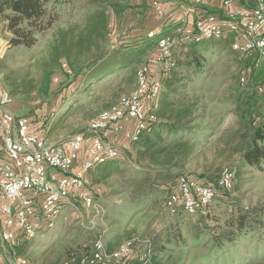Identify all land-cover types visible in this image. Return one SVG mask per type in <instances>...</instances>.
Segmentation results:
<instances>
[{
	"label": "rangeland",
	"instance_id": "rangeland-1",
	"mask_svg": "<svg viewBox=\"0 0 264 264\" xmlns=\"http://www.w3.org/2000/svg\"><path fill=\"white\" fill-rule=\"evenodd\" d=\"M88 2L72 0L60 10L59 20L38 35L35 46H10L0 59V87L12 92L15 112L28 118L52 141L81 132L87 135L90 122L102 110L136 88V70L148 54L147 51L141 62L127 69L116 67L113 74L86 85L89 69L85 41L74 47L71 67L64 59V68L55 69L46 79L44 61L56 33L73 24L83 28ZM249 3L257 5L253 0ZM5 25L6 19L0 15V37L8 39L11 32ZM113 29L112 23L111 36ZM118 41L114 37L110 48L124 52L137 49ZM194 51L203 55L204 71L193 67L177 69L182 73L181 93H169L170 97H186V103H196V113L182 124L187 127L184 138L196 144L193 156L183 166L160 163L149 155L140 157L137 151L142 147L120 137V155L108 162L114 163L113 174L101 179L100 167L87 173L85 189L102 209L97 212L80 206L76 214L73 207L65 206L53 229L40 232L34 239L20 236L14 249L6 248L8 257L15 253L43 264H63L88 253L91 237L102 233L109 250L134 241L130 264L146 256L147 243L154 249L158 264H264V227H256L223 245H217L212 234L227 228V222L243 209L264 205V164L250 165L233 151L244 128L240 113L246 99L253 97L256 105L264 107V81L250 77L245 85L241 84L242 71H247L252 62L247 63L246 57L235 52L231 41H184L175 47L173 57L184 59ZM163 136L170 140L174 133L164 131ZM225 167L235 171L230 189L220 188L218 197L203 211L170 215L165 200L170 189L175 188L176 177L188 174L215 183Z\"/></svg>",
	"mask_w": 264,
	"mask_h": 264
},
{
	"label": "built area",
	"instance_id": "built-area-1",
	"mask_svg": "<svg viewBox=\"0 0 264 264\" xmlns=\"http://www.w3.org/2000/svg\"><path fill=\"white\" fill-rule=\"evenodd\" d=\"M155 36L154 31L148 32L149 38ZM227 36L232 37L231 47L240 56H264V0H257V5L250 9L230 11L225 18L209 14L196 21L195 30L188 38L192 42H201ZM174 43L170 35L157 40V60L164 67L175 65ZM9 47V40L0 37V59ZM136 77V88L102 110L90 122L87 135L81 132L59 141L41 135L28 118L16 114L11 109L12 92L0 87V199L3 201L0 264H43L15 253L8 257L6 248L14 249L20 236L34 239L40 232L53 229L67 205L73 207L76 214L81 210L80 206L97 212L102 209L85 189L87 173L97 165L119 157L120 137L134 143L158 120L161 78L154 77L147 64L137 68ZM240 81L242 85L247 83L245 71H242ZM83 150L85 157L76 170ZM234 181L235 171L231 167L223 169L215 184L182 175L166 197L165 208L173 216L179 210L190 214L203 211L216 198V186L230 189ZM133 246L134 241H127L109 250L100 233L89 253L63 264H130ZM146 248V256L138 264H153L151 244L147 243Z\"/></svg>",
	"mask_w": 264,
	"mask_h": 264
},
{
	"label": "trees",
	"instance_id": "trees-1",
	"mask_svg": "<svg viewBox=\"0 0 264 264\" xmlns=\"http://www.w3.org/2000/svg\"><path fill=\"white\" fill-rule=\"evenodd\" d=\"M71 2L72 0H0V15L6 19V29L11 32V36L8 38L10 46H35L39 41L38 35L51 28L59 20L60 10ZM88 3L83 28L78 24H73L67 28H60L56 33L50 45L48 59L44 61L46 79L51 77L55 69L64 68L62 63L64 59L71 67L74 47H80L85 41L86 69H89L86 73V85L113 74L116 67L127 69L134 63L141 62L148 49L157 45V40L161 36L144 40L141 45L135 47L137 49L134 51L124 52L122 49H111L110 46L112 47L111 43H113V38L110 35L112 15L125 10L128 7V2L127 0H89ZM49 4L52 6L50 7ZM223 39L228 43L232 37L227 36ZM77 54L79 55L81 52L78 51ZM246 58L247 63L252 62V64H248L249 69L245 71L247 80L251 77L257 82L258 79L264 81V56H248ZM203 59L201 53L194 51L193 55L189 54L184 59L175 58L173 67H165V74L161 78L163 87L160 107L157 110L158 120L150 130L144 131L140 139L134 142L142 147L137 151L140 157L149 155L151 160L154 159L160 163L183 166L195 153L196 144L184 138L187 127L182 124L196 113V103H186V97L181 95L176 98L170 97L169 93L174 92L176 95L181 93L179 83L182 80V73L177 69L193 67L197 71L203 72L205 69ZM253 63H257L258 67L255 68ZM80 72V70L76 71L75 74L78 75ZM252 98L246 99L245 106L240 113L244 128L239 132V138L233 151L246 163L261 166L264 164V107L256 105L254 100H251ZM32 127L36 128L35 125ZM164 131L174 133V137L168 140L163 136ZM108 162L109 160L96 166L100 167L102 172L101 179H106L114 172V163ZM179 177H176L173 182L177 181ZM216 187L218 194L221 187ZM172 190L170 189V191ZM217 194L216 197H218ZM181 212L184 211L179 210L177 215ZM256 227H264V205L243 209V212L236 218L227 222V228L222 232L218 235L212 233L214 242L217 245L234 242ZM99 235L100 233H94V236L91 237L92 244ZM152 263L158 264L154 249Z\"/></svg>",
	"mask_w": 264,
	"mask_h": 264
},
{
	"label": "crops",
	"instance_id": "crops-1",
	"mask_svg": "<svg viewBox=\"0 0 264 264\" xmlns=\"http://www.w3.org/2000/svg\"><path fill=\"white\" fill-rule=\"evenodd\" d=\"M249 1L127 0L128 7L112 15V23L114 24L113 36L119 40L118 43L128 42L130 46L135 48L149 38L148 32L152 30L156 33V37L165 35L172 36L175 41L173 46L174 52L178 44L189 40L188 36L195 30L197 20L205 18L209 14H216L220 18H225L230 11L250 9L256 6L249 3ZM253 1L254 3L257 2V0ZM113 36L112 38H114ZM158 54L159 48L157 45L148 49V54L143 64L149 66L150 72L154 77L162 78L165 74V67L163 63L157 60ZM11 109L15 112L13 104L11 105ZM40 134L44 135L43 131ZM80 156L81 161L76 170L81 167V162L85 157L84 150L81 151ZM2 205L3 201L0 199L1 214Z\"/></svg>",
	"mask_w": 264,
	"mask_h": 264
}]
</instances>
